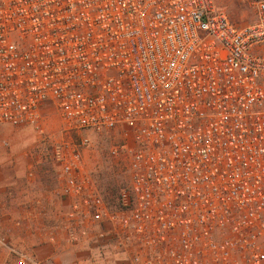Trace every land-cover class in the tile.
<instances>
[{"label":"built area","instance_id":"obj_1","mask_svg":"<svg viewBox=\"0 0 264 264\" xmlns=\"http://www.w3.org/2000/svg\"><path fill=\"white\" fill-rule=\"evenodd\" d=\"M237 25L216 0H0V125L51 145L68 242L119 264H264V0ZM121 132L111 205L90 133ZM18 264H27L21 257Z\"/></svg>","mask_w":264,"mask_h":264},{"label":"crops","instance_id":"obj_2","mask_svg":"<svg viewBox=\"0 0 264 264\" xmlns=\"http://www.w3.org/2000/svg\"><path fill=\"white\" fill-rule=\"evenodd\" d=\"M19 131L0 125V264H17L20 256L27 264H111L103 249L87 238L69 244L70 201L59 195V172L55 168L58 185L51 181L47 188L42 151L39 145L21 150ZM66 204L68 211L59 213Z\"/></svg>","mask_w":264,"mask_h":264},{"label":"rangeland","instance_id":"obj_3","mask_svg":"<svg viewBox=\"0 0 264 264\" xmlns=\"http://www.w3.org/2000/svg\"><path fill=\"white\" fill-rule=\"evenodd\" d=\"M216 3L219 11L225 12L237 25H248L254 20V14L245 0H216ZM43 114L48 140L40 138L31 128L21 129L16 135L21 150L39 145V149L43 154L42 168L49 172L46 178L47 182H45L47 188H49L51 181L52 186L56 187L58 185L56 167L51 157V145L62 141L61 131L63 127L60 116L53 106L46 107ZM89 135L91 147L85 152L86 169L105 199L113 205L119 191L129 183L131 173L129 170L130 155L124 153L119 157H113L111 150L115 146L122 145L131 148L133 147V141L131 138L123 136L120 131L102 135L90 133ZM66 207L67 204L62 206L58 212L66 213L68 211ZM105 254L112 262L111 264H114L115 254L113 252ZM116 262L115 264H119L118 259Z\"/></svg>","mask_w":264,"mask_h":264}]
</instances>
